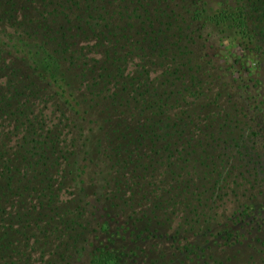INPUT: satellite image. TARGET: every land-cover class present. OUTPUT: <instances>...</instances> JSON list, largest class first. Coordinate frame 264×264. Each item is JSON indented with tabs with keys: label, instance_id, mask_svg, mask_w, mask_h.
Instances as JSON below:
<instances>
[{
	"label": "trees",
	"instance_id": "1",
	"mask_svg": "<svg viewBox=\"0 0 264 264\" xmlns=\"http://www.w3.org/2000/svg\"><path fill=\"white\" fill-rule=\"evenodd\" d=\"M218 3L4 0L0 21L38 51H0V264H55L69 244L86 241L101 202L106 218L133 219L122 230L152 235L151 264L165 255L153 248L166 238V224L171 256L183 250L198 264L238 260L240 249L213 253L236 248L245 237L238 230L223 245L192 247L183 237L179 248L184 226L213 208L211 198L232 185L251 208L256 182L248 179L264 182L244 93L196 51L210 29L233 32L264 58V0ZM91 164L106 169L102 181L88 176ZM263 225L252 228L260 246L239 264H264ZM111 254L100 248L94 258L118 264Z\"/></svg>",
	"mask_w": 264,
	"mask_h": 264
},
{
	"label": "rangeland",
	"instance_id": "2",
	"mask_svg": "<svg viewBox=\"0 0 264 264\" xmlns=\"http://www.w3.org/2000/svg\"><path fill=\"white\" fill-rule=\"evenodd\" d=\"M217 1H219L218 6L223 2V0H209V4L215 5ZM3 3L4 0H0V8ZM18 8L19 6L16 7L17 11H19ZM5 23L8 22L5 20L0 21V51H4L5 55L9 51L12 56L16 57L28 55V51H38V48L34 45V41V43L30 42L26 36L18 34L13 27ZM208 31L210 32V29L203 31L202 37H199L197 43L199 50L196 51L203 56L205 63H212V66L215 65L219 69L223 75V81H230V84L235 83V85L240 86L241 92L244 93L242 99L239 100L243 104L244 109H246L247 117L244 119V123L246 125L247 122L248 126H251V129L257 134L255 136L256 139H258L255 144L250 145V148L252 153L259 156L257 166H260L259 169L264 175V58L261 59L260 56H256L253 51L260 50H252L248 44L238 38L233 32L227 35L217 30L208 34ZM86 161L87 159L82 162ZM103 171H106V169L101 166L94 167L92 164L87 168L88 176L95 177L94 179L99 181L103 179ZM100 172L102 173L100 174ZM248 180L256 182L249 192V200L246 201V205H250L251 208L244 209L240 205L241 190L236 195L230 191L232 185H229L226 189V194L221 199L216 200L215 203L212 198L210 199L213 208L208 209L207 206L203 216H193L191 225L184 226L186 228L184 230L187 231L183 232L180 237L182 242H180L179 248L182 249L181 244L184 243L183 237L189 239L188 243H191L192 247L193 245L199 248L205 247L208 244L215 243L214 240H218V245H223L226 240L222 237L238 230L241 232L240 234L244 232L245 237L243 238L240 235V240H238L241 243L236 244V248H225L226 250L222 252L220 248L213 247V253H223L224 256L221 257H227L234 254L235 250L240 249L238 260L232 259L229 264H239L242 260H247L249 255H254L255 251L251 248L254 246L259 247L260 244L255 242L257 234L252 232V228L255 227L256 223H264V182L255 181L253 176H250ZM98 195L96 194V196ZM83 199L90 200L91 203L96 202L95 199H90V197ZM105 205L107 208V202L99 204L100 210L98 211V215L100 214L99 216L101 217H98V220L89 218L87 221L89 223L82 233V239L86 237V241L83 242L82 240L81 243L76 242L74 245L69 244L62 253V257L56 255L52 258V263L97 264L94 255L100 248H103L105 251L112 252L113 254L111 255L117 256L118 264H151L152 254L148 248L150 242L154 243L150 239L152 235L143 229V231L136 229L134 226H131L128 230H122L121 226H124L125 219L130 223L133 219L113 215L114 219L110 220L108 219L109 217L106 218L105 216L106 211H102ZM88 207L89 205L86 208ZM178 213L180 214V212ZM160 217L163 219V216ZM254 217L256 218L252 222L250 219ZM137 218L138 216L134 220ZM84 219L86 221L85 217ZM103 220L108 221L107 225L102 222ZM168 226V224L162 225L160 230L161 233L167 234L168 232L165 235L166 240H161L153 248L154 254L157 255L160 251L165 254L158 264H198L184 259L185 252L183 250L171 256L172 250L169 249V245L173 241L170 235L173 231L168 230ZM207 231L208 235L204 236V232ZM210 233L211 236H209ZM235 241L236 238H231L229 242L234 243ZM142 249H146L147 252L144 251L142 253ZM133 252L138 255H133ZM105 264H113V262H105ZM207 264L217 263L209 260Z\"/></svg>",
	"mask_w": 264,
	"mask_h": 264
}]
</instances>
